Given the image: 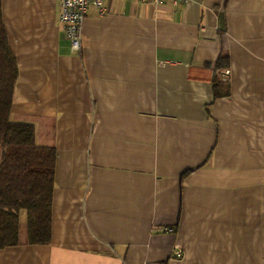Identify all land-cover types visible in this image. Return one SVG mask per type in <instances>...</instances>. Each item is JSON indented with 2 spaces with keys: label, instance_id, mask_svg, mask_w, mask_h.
Returning a JSON list of instances; mask_svg holds the SVG:
<instances>
[{
  "label": "crops",
  "instance_id": "obj_1",
  "mask_svg": "<svg viewBox=\"0 0 264 264\" xmlns=\"http://www.w3.org/2000/svg\"><path fill=\"white\" fill-rule=\"evenodd\" d=\"M1 4L11 120L56 162L51 241L22 211L0 264H264V0H106L80 53L60 0Z\"/></svg>",
  "mask_w": 264,
  "mask_h": 264
},
{
  "label": "trees",
  "instance_id": "obj_2",
  "mask_svg": "<svg viewBox=\"0 0 264 264\" xmlns=\"http://www.w3.org/2000/svg\"><path fill=\"white\" fill-rule=\"evenodd\" d=\"M220 58L217 67H227ZM18 63L9 46L0 0V249L19 244L20 214L27 212L31 244H48L56 151L39 146L33 124L11 120ZM229 91L215 96L228 95Z\"/></svg>",
  "mask_w": 264,
  "mask_h": 264
},
{
  "label": "built area",
  "instance_id": "obj_3",
  "mask_svg": "<svg viewBox=\"0 0 264 264\" xmlns=\"http://www.w3.org/2000/svg\"><path fill=\"white\" fill-rule=\"evenodd\" d=\"M106 0H60V22L64 27L67 37L70 41V47L73 52L80 53L83 48V29L85 17L91 5L97 7L101 13L105 12ZM155 4H162L167 0H152ZM174 5H186L191 0H170ZM230 70L223 72L222 79L229 81ZM163 232L172 233L175 229L164 227ZM175 258L183 257V251L179 244L175 245L173 250Z\"/></svg>",
  "mask_w": 264,
  "mask_h": 264
}]
</instances>
